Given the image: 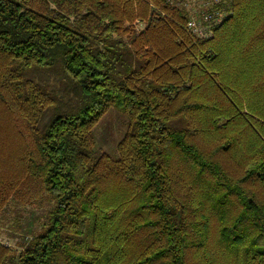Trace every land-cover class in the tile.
Wrapping results in <instances>:
<instances>
[{
  "label": "trees",
  "instance_id": "trees-1",
  "mask_svg": "<svg viewBox=\"0 0 264 264\" xmlns=\"http://www.w3.org/2000/svg\"><path fill=\"white\" fill-rule=\"evenodd\" d=\"M152 3L0 0V217L40 208L0 264H264V0L209 37Z\"/></svg>",
  "mask_w": 264,
  "mask_h": 264
},
{
  "label": "rangeland",
  "instance_id": "rangeland-1",
  "mask_svg": "<svg viewBox=\"0 0 264 264\" xmlns=\"http://www.w3.org/2000/svg\"><path fill=\"white\" fill-rule=\"evenodd\" d=\"M136 25L139 28L142 26L140 22ZM46 77H50L49 81H54L57 76L53 73H49L46 74ZM128 127L127 115L115 107L109 108L94 126L91 140L93 136V140L96 143L95 145L103 156L109 155L112 157L111 160L115 159L119 153L118 143L124 139ZM16 160L17 158L14 157V160L11 161V166L13 168L17 166ZM113 164H115V161H113ZM31 211L40 213V208H33L32 205H23L21 207L15 206V210L11 208V211H5L0 217V241L17 249L22 239L16 234L17 232L15 233L13 230L14 224H12V222L15 223L14 218L19 215L23 218L30 215Z\"/></svg>",
  "mask_w": 264,
  "mask_h": 264
},
{
  "label": "built area",
  "instance_id": "built-area-1",
  "mask_svg": "<svg viewBox=\"0 0 264 264\" xmlns=\"http://www.w3.org/2000/svg\"><path fill=\"white\" fill-rule=\"evenodd\" d=\"M149 1L154 6L152 0ZM183 8L187 15L186 28L197 37H209L216 26L222 23L228 13L231 0H164Z\"/></svg>",
  "mask_w": 264,
  "mask_h": 264
}]
</instances>
